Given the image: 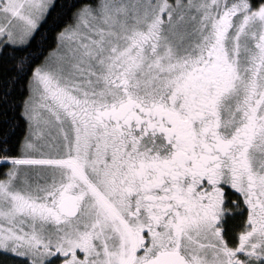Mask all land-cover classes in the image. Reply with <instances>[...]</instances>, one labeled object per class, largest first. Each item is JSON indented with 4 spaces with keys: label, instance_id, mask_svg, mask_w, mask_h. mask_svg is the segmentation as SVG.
<instances>
[{
    "label": "snow or ice",
    "instance_id": "obj_1",
    "mask_svg": "<svg viewBox=\"0 0 264 264\" xmlns=\"http://www.w3.org/2000/svg\"><path fill=\"white\" fill-rule=\"evenodd\" d=\"M0 264H264V0H0Z\"/></svg>",
    "mask_w": 264,
    "mask_h": 264
}]
</instances>
